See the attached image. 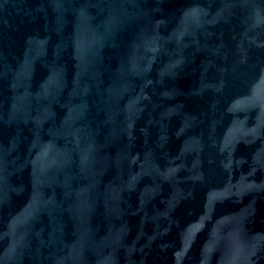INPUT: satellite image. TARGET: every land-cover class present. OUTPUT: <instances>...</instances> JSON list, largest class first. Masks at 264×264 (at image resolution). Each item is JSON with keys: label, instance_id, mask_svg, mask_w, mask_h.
<instances>
[{"label": "water", "instance_id": "water-1", "mask_svg": "<svg viewBox=\"0 0 264 264\" xmlns=\"http://www.w3.org/2000/svg\"><path fill=\"white\" fill-rule=\"evenodd\" d=\"M0 264H264V0H0Z\"/></svg>", "mask_w": 264, "mask_h": 264}]
</instances>
